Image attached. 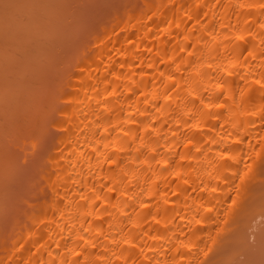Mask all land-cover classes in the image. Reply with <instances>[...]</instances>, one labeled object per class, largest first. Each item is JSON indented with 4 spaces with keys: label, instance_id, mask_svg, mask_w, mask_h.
<instances>
[{
    "label": "bare ground",
    "instance_id": "obj_1",
    "mask_svg": "<svg viewBox=\"0 0 264 264\" xmlns=\"http://www.w3.org/2000/svg\"><path fill=\"white\" fill-rule=\"evenodd\" d=\"M4 2L0 264H264V0Z\"/></svg>",
    "mask_w": 264,
    "mask_h": 264
},
{
    "label": "rangeland",
    "instance_id": "obj_2",
    "mask_svg": "<svg viewBox=\"0 0 264 264\" xmlns=\"http://www.w3.org/2000/svg\"><path fill=\"white\" fill-rule=\"evenodd\" d=\"M101 14H102L103 17L100 16V14H98V16L95 15L96 18H95V16H93V19H94V20L92 19L93 22H94L96 19L100 20L99 18H101V19L103 20V19H104V14H103V13H101ZM69 20H71V19H69ZM88 20H89V19H88ZM88 20H87V21H88ZM90 20H91V18H90ZM90 20H89L88 22H91ZM102 20H100V21L102 22ZM100 21H97V23H98V24L101 23ZM70 22H71V21H70ZM88 22H87V23H88ZM97 23L94 22L93 25H95V24L97 25ZM71 24H72V23H71ZM81 25H82V24H81ZM81 25H80V26H81ZM84 25H85V24H84ZM86 25H90V24H86ZM86 25H85V26H86ZM91 25H92V22H91ZM93 25H92V27H91V28H92L91 33H92L94 30L96 31V29H93ZM97 26H98V25H97ZM81 27H82V26H81ZM94 27L97 28L96 26H94ZM84 28H85V27H84ZM88 28H89V26H88ZM91 28H90V29H91ZM71 29H73V28H71ZM90 29H89V30H90ZM80 30H81V29H80ZM82 30H83V29H82ZM86 30H87V28H86ZM75 31H76V30H74V31L72 32V36H73L72 38H74ZM84 31H85V30H84ZM95 31H94V32H95ZM78 32H79V31H78ZM76 33H77V32H76ZM84 33H86L87 35H88V34L91 35V33H89L88 30H87V32H84ZM84 33L82 34V32H79V35L82 34V37H81V38L85 37V36H83ZM89 35H88V36H89ZM88 36H87V37H88ZM78 37H80V36H78ZM76 38H77V37H76ZM50 126H51V129H52V130L49 129ZM46 129H48V130H47V134L49 133V130H50V131H53V132H50L48 135H46V137H48V138L45 137V138L42 139V140H45L47 143H48V142L50 143V138H51L52 135H54L57 131H56V130L52 127V125H50V124H49L48 128H46ZM51 133H52V135L49 136ZM46 139H47L48 141H47ZM42 140H41V141H42ZM41 141H40V144H39V145H41V143H43V142H41ZM46 142L43 143L44 146H45ZM43 144H42V145H43ZM42 145H41V146H42ZM47 145L49 146L50 144H47ZM48 146L46 147V149H48ZM38 147H39V146H38ZM41 148H43L42 151L45 150V147L42 146V147H40V149H38L37 153H38V152H39V153L42 152V151H41ZM27 150H28V149H27ZM33 150H35V148H34V149H30V148H29V151L35 152V151H33ZM36 150H37V149H36ZM29 151H28V152H29ZM30 153H31V152H30ZM37 153H35L36 156H37ZM39 153H38V154H39ZM26 154H28V153L26 152ZM33 154H34V153H32V155H33ZM32 155L30 154L31 157H32ZM39 155H40V154H39ZM39 155H38V156H39ZM26 157H27V158H30V157H28L27 155H26ZM33 158H35V155H33ZM28 160H30V159H28ZM261 217H262V216H261ZM262 218H263V220H264V217H262ZM262 218H259V217H258L257 222H259V221H258L259 219H260V221H261ZM261 222H262V221H261ZM251 231H252V232H255V231H256V228L253 227V228L250 230V232H251ZM250 235L252 236L253 233L250 234ZM253 236H254V235H253ZM253 236H252V237H253ZM252 237H251V238H252ZM254 237H255V236H254ZM254 237H253L252 239H255ZM252 239H250V237H249V240H252ZM255 240H256V239H255ZM253 241H254V240H252V242H253ZM255 242H256V241H255ZM255 242H253V243L255 244Z\"/></svg>",
    "mask_w": 264,
    "mask_h": 264
},
{
    "label": "snow or ice",
    "instance_id": "obj_3",
    "mask_svg": "<svg viewBox=\"0 0 264 264\" xmlns=\"http://www.w3.org/2000/svg\"><path fill=\"white\" fill-rule=\"evenodd\" d=\"M11 5L8 3V0H5L4 4H3V7L4 8H8L10 7Z\"/></svg>",
    "mask_w": 264,
    "mask_h": 264
}]
</instances>
